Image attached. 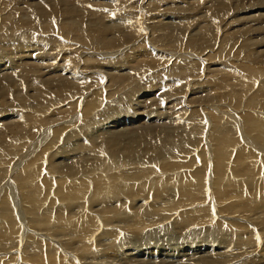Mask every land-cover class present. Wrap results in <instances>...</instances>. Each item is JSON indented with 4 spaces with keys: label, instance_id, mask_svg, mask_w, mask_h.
<instances>
[{
    "label": "bare ground",
    "instance_id": "6f19581e",
    "mask_svg": "<svg viewBox=\"0 0 264 264\" xmlns=\"http://www.w3.org/2000/svg\"><path fill=\"white\" fill-rule=\"evenodd\" d=\"M78 1L50 0L49 8L42 4L43 1L35 5L34 3L27 5L28 3L24 1V3H27L28 10H21L34 15L33 21L35 20V23L37 21L36 27L40 23V30L43 33L44 31L51 33L53 30H51L49 21L55 22L51 16L57 17L61 15L64 17L61 21L73 19L74 27L78 28L79 19L77 17L79 15L72 7V5H78ZM152 1L160 2V0ZM178 2L186 3L184 0H178ZM199 2L202 1H191L190 7H192V4ZM11 3L3 2L4 8L1 11L5 16L0 22V54L2 55L0 56V67L7 64L4 70L9 72L3 74L6 78L0 75V99L5 100L10 89H15V91L13 90L14 92H11L16 93L15 95L12 93V96H15L17 100V107H22L27 103L23 107V109L27 108V111L22 113L13 111V114L6 111V113L0 115V150L7 147L9 148V154H15L17 150L20 153L19 149L22 147L21 151L23 152L20 155L17 153L16 160H9L10 164H6V161L7 163L9 162L8 158L10 156L6 159L0 152V156H2L0 157V194H3L0 198V224H3V227H0V254L5 255L7 251L9 252L10 249L14 250L19 245V223L17 224L16 218H14L13 212L15 210L12 211L8 200L10 197V200L13 199L12 201H14V208L20 203L21 208L18 210L17 205V210L22 211L23 214L19 212V217L27 225L22 231L23 237L20 246L23 245V249L18 254L22 258L21 263L24 262L23 256L31 255L32 258L38 259L32 260V262L29 260L28 263L30 262V264H50L52 259L56 261V264L61 259L64 260L65 264H97L99 259L106 257V255H103V251L100 250L107 248L111 259H119V257L124 256L127 262H138H135V264H157L154 263L151 251L147 254H141V252L138 256H135L136 259H133L130 257L132 253H126V247H131L128 249L129 252H136L132 248H143L145 246L148 248L151 234H144V232L158 224L166 223L170 230L173 228L178 233H185L189 228L210 223L216 229L211 227L203 230L214 233V235L208 237H212L215 240V246L210 245L211 247L199 248L196 251V247L194 248L193 246L196 245L197 240L193 239L199 236L189 240L187 245L192 246L194 249L191 248L192 250L189 253L187 252V254L184 253L185 255L181 254L187 258L185 259L188 261L187 264H217L216 259H223L220 264H264V254H262L264 253V243L262 242L263 244L260 245L261 239H259L262 238V241H264V229L262 230L260 226L261 222H255L261 220L262 214H264V116L260 111V113H255L258 112L257 110H261L264 113V82L261 86L256 83L257 80H260L258 78L264 75V69H262L264 68V58L261 60V57H264V50H252L253 47H257L255 44L252 45L254 41L252 37H250L249 41L244 39L245 42L240 41L242 43H238V51L235 50L236 52L233 53L235 58H239L240 62L245 58H250L254 62L253 66H255V62H259V68H261L257 69L259 72L256 73H260V76L256 82L252 84L253 80L247 81L241 91L236 89L237 84L229 77V73L223 72L225 70L224 66H221L222 68L220 69H211L212 66L216 65L217 61L213 60V65L211 64L212 56L210 54H200L203 51L202 49L206 50L203 47L207 42L212 41V45L214 44L213 36L217 32H221V35L219 42L214 44V46L217 44L219 46L215 53L219 51L223 43L228 44L227 42L232 40V36L243 38L245 35L253 33L262 32L263 34L264 22H257L252 17L246 16L241 21L240 17L234 16V19L225 20L228 14H225V12L229 8L233 10L231 13L234 15H245L249 14L252 8L259 5V1L243 0L241 3L233 5L235 0H210L213 6H210L211 9L204 12L212 14L217 21L207 22L206 18H203L196 22L204 25L202 26L203 29L200 27L202 31L200 38H190L189 35L182 36V30L171 28L170 24H167V31L163 30L164 33L161 32L158 36L155 35L153 39L159 42L169 38H176L175 45L159 43L158 47L156 44L151 43L152 48L148 50L139 46L140 44L138 45L139 47L136 44L138 49L133 50L134 52L131 54L135 58L133 62H137L138 65L136 71L151 70L152 72L153 68L155 69L158 65L165 64V69L171 73L172 79H176V83H182V86L179 87L177 85L178 88L176 87L178 90L181 89L179 93L183 92L181 95L184 96L185 94L189 97L182 99L184 101L182 103L179 99V101L174 100L172 104L166 99L168 95L173 96L174 99V93L155 98L153 103L149 102L150 106H142V110H144L142 113L146 114V120L142 117L133 120L136 114L132 111L130 114H126L124 110L132 108L134 105H141L144 103L139 101L142 97L154 95V91H159L161 89L160 86L166 83L164 81L166 78L161 75L166 70L156 71V68L151 74H148L152 76L151 80L149 79L150 77L143 76L141 84L130 95L121 96L122 98L118 97L113 102H106L104 111L93 113L101 105L103 107V93L106 88L109 87L108 92L105 91L106 95L104 94L107 100L116 95V90L114 89L115 80L119 82L120 88L129 83V78L134 81V79H139L142 75L138 73L134 78L127 75L126 77L128 78L125 79H122L123 75L121 79L110 77V75H114V72H118L120 68L122 69L124 65L129 63L123 61L124 59H121L122 56L120 58L122 61L120 59L115 62L111 59L100 61L110 57H99L96 54H90L96 53L94 52L96 49V51L100 50L101 48L98 46L97 48L91 46L94 50L86 46L85 48L87 49L79 50L83 52L80 54H83L81 58L80 55L78 56L77 53H74L67 61L66 56H63L58 62L54 59L57 55H48L46 59H37L42 65L33 64V61V63L25 64L24 60H27V55L30 52L33 53V50H37L36 48L42 45L39 43H25L22 39H16L11 41V43L8 42L12 35L14 37L18 35V31L21 34L22 28L20 27L23 25L19 22L22 21L24 15H19L20 17H17L13 24L11 23L10 33L3 32V29L5 30L4 26L6 27L8 23L10 24L14 14L16 15L20 10L10 7ZM96 3L91 4L96 5ZM58 4H62L64 6L63 9L58 8ZM149 4H146L145 0H139L136 7L140 6L139 9L145 11L146 9L149 10ZM175 4H173L174 7ZM186 4H189V2ZM82 5L84 4L82 3ZM101 6L103 8V5ZM153 6V11L159 7L156 4ZM176 10L178 14L176 18L185 20L183 21L184 23L187 21L185 18L189 17L194 21L199 18L197 15L192 16V8L185 10L184 7L181 10L176 8ZM160 11H163V9ZM171 12H174V9ZM199 14L201 15V13ZM141 15L144 18L143 13ZM101 17L106 19L109 15ZM156 17L158 18V16ZM193 20L189 22L188 19L187 26ZM233 21L242 22L241 26L243 28L240 26V28L232 27L225 31ZM26 22H29L26 24L27 26L30 25L32 27L30 21ZM249 23L254 24L250 25ZM178 25L181 27L182 22L178 23ZM206 25H211L212 29H206ZM187 26L185 27L187 28ZM254 26H257L256 30L253 28ZM155 27L157 29V26ZM52 28L54 27L52 26ZM94 30L96 34L99 31L96 27ZM126 31H134V39L136 40L142 36L143 32V30L141 31L138 28H129ZM114 32H116V35ZM25 38L26 40L28 39L24 36ZM68 38L70 37L68 36ZM112 38H106L103 42L105 46H102V48L109 49L108 52L112 51L110 49H114L122 41L118 30H113ZM83 40L81 39V42ZM126 42L120 44L124 45ZM59 47L56 45L54 48ZM194 47L199 48L201 52L197 54L194 52V55L184 54L186 51L194 50ZM121 48L116 50L120 51ZM127 49L129 48L127 47ZM122 50L125 51L123 48ZM158 51H167L170 52L167 53L170 55L163 57V52L160 53ZM50 53L46 51L45 54H42ZM31 55L33 56V54ZM125 56V60L130 57L126 58ZM169 58L172 60L170 61ZM138 59L140 60L138 61ZM150 60H152V63ZM55 61L58 62V65L55 66L56 69L59 66L61 67L60 72L56 75L54 74L58 70L51 69L53 68L51 63H56ZM126 61L129 62L128 60ZM135 65L134 67L137 66ZM225 65L234 67L233 64ZM106 67L107 69L103 70ZM134 67L132 66V68ZM163 67L165 66L163 65ZM2 69L0 68V70ZM48 69L52 70L50 74ZM67 69L70 70V77H65L64 75ZM44 70L45 74H43ZM131 71H134V69H131ZM85 72H95V74L85 77L78 74L81 73L82 75ZM167 72H164V74L168 76ZM219 72L223 73L216 74ZM32 73H39V75H32ZM126 74H129V72ZM24 75H28V77H23ZM218 75L221 76L218 81H215V79L208 80V76L215 77ZM104 79L107 80L105 90L103 89L102 91L98 88L95 91L96 86L98 87L101 83H104ZM109 79L114 83L110 82L111 80ZM146 79L148 81H144ZM199 79L203 80L197 82ZM81 81L87 84H81L83 83ZM25 82H29L27 89L25 87L22 88ZM258 86L259 88L255 94L244 104L246 95L254 87L257 88ZM201 88L203 89L200 90ZM88 89L92 91V94L87 96L84 105L80 107V97L82 98L83 96L79 94L84 91L85 95L88 94L90 92ZM172 89L176 95L175 88ZM86 91L88 92L86 93ZM71 93L72 97L68 98ZM199 93L203 94L199 96ZM57 96L61 99L60 104L65 105L67 101L72 99L76 101L74 104L68 105V107L65 106L66 109L64 110L59 109V114L55 116V112H53L49 119H42V116L39 117V115L45 114V112L55 107L56 102H49V105H44L41 109L39 104H44V101L55 99ZM2 102L0 101V103ZM119 102L123 103L119 104ZM220 102L225 103L222 108L218 106H214L211 109L206 108L209 104L215 105ZM56 107L58 111V106ZM72 109H76L78 118L76 117L77 121L72 120L71 125H81L76 128L77 130L66 132L68 134L63 136L62 131L67 129L68 124L58 128L57 124L60 123L55 121L63 118L70 120L75 117L77 113L70 114ZM148 109L150 110L148 111ZM165 109H168L169 116ZM163 110L167 116L164 112L160 113ZM171 110L172 114L170 115ZM217 110L219 113H217ZM151 111L155 117L149 116V113L152 115ZM220 112L224 115L220 114ZM91 115H96L97 117L95 116L96 118H92L91 121L89 120L90 118L88 119ZM45 117L47 118L48 115ZM160 117L163 118L160 119ZM165 118L167 119L164 120ZM88 121V125H91L90 127H94L97 123L99 125L88 131L89 127H85ZM108 122L113 124V126L104 127ZM52 125L57 127H53V132L51 133ZM24 133L26 138L33 135L28 140L37 138V141L29 142V144L31 143L30 147L26 144L27 141L23 144L22 142L25 139L22 141V136ZM50 133L51 138L50 136L47 137ZM44 137L45 139L46 137L50 139H48V143H45ZM43 140L44 142H42ZM51 148H53L51 153L46 155V152ZM33 155L35 157L30 160ZM164 157L166 158L164 159ZM161 159L162 161L159 163L158 161ZM21 160L26 161L24 170L21 169L16 174L14 172V177H6L7 171L20 166L23 162ZM156 173L164 174V179H161L160 176L155 179L149 177ZM106 178L110 181H107ZM89 187L90 189L92 188V191L89 190ZM114 187H119L120 193L116 194H121L120 196L114 197L115 193L108 191L109 188L113 190ZM9 188L11 194L7 198ZM107 195L111 197L104 199L103 197ZM59 202L66 203V206L59 205L56 208L55 205ZM255 202H258L257 205L259 206L254 205ZM43 207L47 209L42 211ZM98 214L102 215L103 218L96 217ZM252 214L258 216V218L255 220ZM222 216L223 218H220ZM225 216H232L229 218H235L243 225H238L237 222L225 224L224 221L227 218ZM233 226L243 229L240 235L235 236L233 234L235 231H230ZM217 228L221 230H217ZM28 232L30 234L26 237ZM97 232H99L100 236H95ZM208 237L198 241L208 240ZM152 241L156 242L158 239H152ZM153 242H151L152 245H156ZM98 248H100L99 251L96 250ZM95 252H98L99 256H95ZM68 253L71 254L67 258ZM138 257L141 260L137 259ZM16 260L17 253L11 258H0V264H15ZM119 261L121 262V260Z\"/></svg>",
    "mask_w": 264,
    "mask_h": 264
},
{
    "label": "rangeland",
    "instance_id": "374dc122",
    "mask_svg": "<svg viewBox=\"0 0 264 264\" xmlns=\"http://www.w3.org/2000/svg\"><path fill=\"white\" fill-rule=\"evenodd\" d=\"M19 1V2H18ZM24 1L25 2H27V3H24ZM43 1V2H42ZM68 1H70V0H68ZM72 1V0H71ZM81 3H80V2ZM78 1V5H75V6H73L72 5V7L76 10V13H78V19H79V23H78V28L77 27H74V25H75V23L73 22V19H70V20H66V21H61L64 17H62L61 15H58L57 17H55V16H51L54 20H55V22L54 21H52L51 22V20L49 21V23L51 24V30H53L51 33L49 32L48 33V31H44V33L40 30V23L38 24V28L36 27V23H37V21H36V23H35V20L33 21V19H34V15L32 14V13H27V12H25V11H22L23 9H25V10H28L27 9V5H29L30 3H34V5L35 4H40L41 2H42V4L46 7V8H49V4H50V0H1V2H0V22H1V19L5 16L1 11L3 10V2H5V3H11L10 4V7H12V8H17V9H20L19 11H18V13L15 15L14 14V17H13V19H12V21L10 22V24L8 23L7 25H6V27L4 26V28H5V30L3 29V32H5V33H10V31H11V29H9V28H11V26H12V24L14 23V20L17 18V17H20L19 15H22V14H24L23 15V17H22V23L21 22H19L20 24H22L23 26L22 27H20V28H22L21 30V34L19 33V31H18V35H16L15 37L12 35V37L11 38H9L8 39V42H10L11 43V41H14V40H16V39H22L23 40V42L25 41V43L27 42V43H39L40 45H42V46H38L36 49L37 50H33V53H31L30 52V54L29 55H27V60L25 59L24 61H25V64H29V63H33V64H38V65H42V63L40 62V61H38L37 59H46V58H48V55H57L56 57H54V59L55 60H57L58 62H60V60L62 59V57L63 56H66L65 58H66V61L70 58V57H72L73 55H74V53L76 54L77 53V55L79 56L81 53H83L82 51H79V50H83L84 48H85V46L86 47H91V46H94V47H96L97 48V46L98 47H100V48H98V49H100V50H98V51H96V50H94V48L93 47H91L93 50H94V52H96V53H90V54H96V56H99V57H105V56H107V57H110V58H106V59H104V60H100V61H106L107 59H111L112 61H117L118 59H120L121 58V56H122V58L121 59H124L123 61H125L126 63H129V64H126V65H124L125 66V68H124V66L122 67V69L120 68L119 70H118V72H114V75L112 74V76L110 75V77H113V78H116V79H121L122 78V75H123V78L122 79H125V78H128V77H126L127 75H129V77L131 76V77H133L134 78V76L135 75H137L138 73L139 74H141L142 76H140L139 77V79H134V81H132V79H130L129 78V83H127L126 85H124V86H122V87H120L119 88V82L117 81V80H115V82L116 83H114L111 79H109V80H111L110 82H112V83H114V89L116 90V95L115 96H113V97H111L110 99H106V93H105V91L106 92H108V90H109V87L108 88H106V90H105V87L107 86V80L106 79H104L105 81H104V83H101L98 87L96 86V88L94 89L95 91L99 88V90H102L103 91V89L105 90L104 91V93H103V99L104 100H102V103H103V107H102V105L100 106V108L97 110V111H93V113H101L102 111H104L105 110V107H106V102H113L114 100H117V98L119 97V98H122L123 96H125V95H130V93L131 92H134L135 91V89H137V87H138V85L139 84H141V81H143V76L144 77H147V78H149L150 80H151V75L149 76L148 74H151L152 72H153V70H155L156 68V71H161V70H166V71H164V72H167V69H165L166 68V65L165 64H162V65H158L157 67H155V69L153 68V70H152V72H151V70H146V71H142V70H138V72L136 71L137 69H138V65H137V62H133L134 60H135V58H134V55H131L135 50H137L138 49V47L139 46H141V47H143V48H147L148 50H150L152 47H151V43H153V44H156V46H158L159 47V43H161V44H163V45H166V44H170V45H175L174 43H175V41H176V38H169V39H166V40H164V41H156V40H154L153 39V37H155V35L156 36H158L159 34H161V32L162 33H164V31H167V24H170L169 26L172 28H176L177 30H182L183 32V34H182V36L184 35V36H187V35H189V37L190 38H195L196 37V39H198V38H200V36L202 35V31L200 30V27H201V29H203L202 28V26H204L203 24H198V23H196V22H199V20L201 19H203V18H206V20H207V22H212V21H214V20H216L215 18H213L214 16L212 15V14H209V16H208V14H206L204 11H208V10H210L211 9V7L210 6H213L212 5V3H210V0H208L207 2H206V0L204 1V0H201L202 2H199V3H197V4H192L191 6L192 7H190V4H191V1H193V0H184V2H189V4H186V3H182V2H178V0H160V2H153L152 0L150 1V0H145V2H146V4H148V3H150V4H152L151 6H150V4H149V10L148 9H146L145 11H141L140 9H139V7L140 6H137L136 7V4L139 2V0H99V1H97V0H93L94 1V3H93V1L91 0H79ZM117 1V2H116ZM135 1H137V2H135ZM194 1H199V0H194ZM232 1H234V0H232ZM243 0H235V3H233V5L234 4H236V3H241ZM259 1V5H257L256 7H254V8H252L251 9V12L249 13V14H245V15H234V14H232L231 12H233V10L231 9V8H229L226 12H225V14L226 13H228L227 15H226V17H225V20L227 19V21H229V19H234L235 17L234 16H236V17H240L239 19L242 21V20H244V18H246V16L247 17H252V19L254 18L257 22H264V18H262L263 16H264V0H258ZM86 2V3H85ZM96 2H98V3H96ZM153 2V3H152ZM206 2V3H205ZM79 3H80V5H79ZM82 3L85 5H82ZM95 4L96 3V5H92V4ZM104 3H106V4H104ZM111 3H113V4H115V5H112ZM118 3H120V4H118ZM159 3H161V4H159ZM175 3H177V4H175ZM209 3V4H208ZM27 4V5H26ZM90 4H91V6H90ZM157 5V6H159L157 9H158V11H156V10H152V8L154 7L153 5ZM173 4H175V7H174V5ZM101 5H103V8H102V6ZM110 5V7H108ZM199 5V6H198ZM2 6V7H1ZM7 6H9V5H7ZM78 6V7H77ZM101 8H100V7ZM113 6V7H112ZM183 6V7H182ZM63 5L62 4H58V8H60V9H63ZM91 9H90V8ZM142 7V6H141ZM162 7V8H161ZM174 7V8H173ZM183 9L184 7H185V10L187 9V10H190L191 8H192V16H195V15H197V16H199V18H198V20L196 19L195 21L191 18H185L187 21H186V23H184L183 21H185V20H179V19H177L176 17L178 16V14L176 13L177 12V10H176V8L177 9H180L181 10V8ZM2 8V9H1ZM95 8V9H94ZM137 8V9H136ZM208 8V9H207ZM22 9V10H21ZM79 9H81V10H79ZM104 9H105V12H104ZM108 9V10H107ZM113 9V10H112ZM129 9V10H128ZM151 9V10H150ZM162 10L163 9V11H160V10ZM173 9H174V12H171V11H173ZM65 10H67V9H65ZM82 10H84V11H82ZM87 10V11H86ZM131 10V11H130ZM148 10V11H147ZM168 10H169V12H168ZM86 11V12H85ZM97 11V12H96ZM99 11V12H98ZM151 11H153V12H151ZM156 11V12H155ZM160 11V12H159ZM202 11V12H201ZM75 12V11H74ZM94 13V14H96V15H94V14H92V13ZM102 12V13H101ZM145 12H146V14H145ZM147 12H149L148 14H147ZM87 13V14H86ZM100 13H101V16H105V15H109V17L108 18H106V19H104L103 17H101L100 16ZM143 13V15H144V18H142L143 16L141 15ZM155 13H156V15H155ZM159 13V14H158ZM160 13H161V15H160ZM163 13V14H162ZM199 13H201V15L199 14ZM231 13V14H230ZM29 14H32V15H29ZM83 14V15H82ZM97 14H98V17H97ZM129 14V15H128ZM152 14H153V16H152ZM173 14V15H172ZM190 14V13H189ZM238 14V13H237ZM176 15V16H175ZM28 16H30V17H28ZM83 18H82V17ZM96 16V17H95ZM100 16V17H99ZM150 16H152L150 19H149V17ZM156 16H158V18L156 17ZM191 16V15H190ZM212 16V17H211ZM32 17V18H31ZM138 17V18H137ZM85 18V19H84ZM94 18V19H93ZM131 18V19H130ZM153 18V19H152ZM81 19V20H80ZM143 19V20H142ZM147 19V20H146ZM149 19V20H148ZM188 19H189V22H190V20H193L191 23H190V25H188L187 26V22H188ZM195 19V18H194ZM212 19V20H211ZM93 20H95V21H93ZM100 20V21H99ZM140 20H141V22H140ZM209 20V21H208ZM26 21H30L31 22V24H32V27L30 26V25H26V24H28L29 22H26ZM59 21V22H58ZM83 21V22H82ZM131 21V22H130ZM149 21H150V23H149ZM152 21V22H151ZM217 21V20H216ZM215 21V22H216ZM33 22V23H32ZM135 22V23H134ZM136 22H137V25H136ZM182 22V25H181V27L178 25V23H181ZM12 23V24H11ZM62 23V24H61ZM87 23H88V25H87ZM132 23L134 24L133 26H132ZM139 23V24H138ZM144 23V24H143ZM176 23V24H175ZM240 23V24H239ZM241 23L242 22H240V21H233V22H231V24H229L228 25V27L225 29V31L228 29V28H232V27H235V28H240V27H242L243 28V26H241ZM35 24V25H34ZM69 24V25H68ZM72 24V25H71ZM74 24V25H73ZM85 24V25H84ZM147 24V25H146ZM250 25H253L254 23H249ZM248 24V25H249ZM68 25V26H67ZM120 25V26H119ZM142 27H141V26ZM146 25V26H145ZM151 25V26H150ZM157 26V29H156V27L155 26ZM162 25V26H161ZM30 26V27H29ZM34 26V27H33ZM52 26L54 27V28H52ZM70 26V27H69ZM128 26V27H127ZM132 26V27H131ZM159 26V27H158ZM185 26H187V28L185 27ZM240 26V27H239ZM24 27V28H23ZM97 28L99 31H98V37H97V34L95 33L96 31L94 30V28ZM153 27H155V28H153ZM162 27V28H161ZM198 27V28H197ZM104 29V31H102L103 29ZM112 30H111V29ZM124 28V29H123ZM129 28H134V29H136V28H138L139 30H143V32H142V39H143V41H142V39H141V37L139 38V39H134V37H135V33H134V31H126L127 29H129ZM142 28V29H141ZM147 28H149V29H147ZM183 28V29H182ZM205 28L206 29H212V27H211V25H206L205 26ZM255 30H256V28H257V26H254L253 27ZM9 29V30H8ZM27 29V30H26ZM84 29V30H83ZM154 29V30H153ZM166 29V30H165ZM253 29V30H254ZM36 30V31H35ZM65 30V31H64ZM113 30H118V33H119V36H120V39H122V41L121 42H119L117 45H116V47L114 48V49H110V50H112V51H109L108 52V50L109 49H104V48H102V46H105L104 45V41L106 40V38H111V39H113L112 38V32H113ZM150 30H152V31H150ZM160 30V31H159ZM164 30V31H163ZM80 31V32H79ZM102 31V32H101ZM106 31H107V33H106ZM200 31V32H199ZM42 32V33H41ZM72 32V33H71ZM145 32H148V33H145ZM154 32V33H153ZM264 32V31H263ZM29 33V34H28ZM79 33H80V35H79ZM99 33H102V34H100L99 35ZM115 33V35H116V32H114ZM134 35H133V34ZM27 34V35H26ZM106 34V35H105ZM218 34V35H217ZM254 34V35H253ZM253 34H249V35H245L243 38H240V36H232L233 38H232V40L231 41H229V42H227L228 44H225V43H223L222 44V46L220 47V49H219V51L217 52V53H215V50H217L218 49V47L219 46H214V44H216V43H218L219 41V39H220V35H221V32H217L216 33V35L215 36H213V45H212V41H210V42H207V44L203 47V48H206V50H204V49H202L203 51L201 52V50L199 49V48H196V47H194L193 49L194 50H189V51H186V52H188V53H186L185 51V53L184 54H192V55H194L195 53L197 54V53H200V54H204V53H207V54H210L211 56H212V60H211V64H213L214 65V63H212L213 62V60L214 61H217L215 64V66L213 67H211V69H220V68H222L221 66H224V68H225V70L223 71V72H228L229 73V77L232 79V81L233 82H235L236 84H237V87H236V89L238 90V91H241V90H243V85L244 84H246L247 83V81H249V80H253L254 82L252 83V84H254L255 82H256V80H257V78L260 76V73H256V72H259L257 69H261V68H259L260 66V63L259 62H255L256 64H255V66H253L254 64V62H253V60L252 59H250V58H245V59H243V61L242 62H240V60H239V58H235V56L233 55V53H235L236 51H238V46H239V44L238 43H240V41H244V39H245V41H249V39H250V37H252L253 38V43H252V45H254L255 44V46H257V47H253L252 48V50H254V51H261V50H264V33L262 34V32H259V33H253ZM79 35V36H78ZM82 35V36H81ZM103 35V36H102ZM147 35V36H146ZM24 36H26L28 39L26 40V38L24 39ZM33 38H32V37ZM68 36L70 37V38H68ZM72 36V37H71ZM74 36V37H73ZM145 36V38H147V39H145V38H143ZM148 36H151V37H149L148 38ZM75 37H77L76 39H75ZM127 37V38H126ZM260 37V39H258ZM124 38H126V39H124ZM152 38V39H151ZM256 38V39H255ZM261 38H262V40H261ZM31 39V40H30ZM36 39V40H35ZM74 39V40H73ZM80 39V40H79ZM81 39L83 40V39H87V40H83L82 42H81ZM240 39V40H239ZM246 39H248V40H246ZM128 41V42H126V41ZM147 42H146V41ZM29 41V42H28ZM75 41V42H74ZM77 41V42H76ZM152 41V42H151ZM237 41H239V42H237ZM244 41V42H245ZM252 41H250V42H252ZM262 41V42H261ZM124 42H126L124 45H127V46H124V45H122ZM141 42H144V43H141ZM146 42V43H145ZM258 42V43H257ZM76 43H78V44H76ZM120 43H122V44H120ZM149 43V44H148ZM242 43V42H241ZM240 43V44H241ZM136 44H137V46H136ZM143 44H145V45H143ZM158 44V45H157ZM238 44V45H237ZM263 44V45H262ZM43 45H45V46H43ZM47 45V46H46ZM56 45H58V46H60L59 48H54ZM262 45V46H261ZM121 46H122V48L123 49H125V51L124 50H122V48H121ZM144 46H146V47H144ZM149 48H148V47ZM127 47L129 48V49H127ZM183 47V46H182ZM81 48V49H80ZM118 48H121L120 49V51L119 50H116V49H118ZM0 49H1V46H0ZM85 49H87V48H85ZM101 50H103L102 52H104V53H102L101 52ZM107 50V52H105ZM131 50V51H130ZM134 50V51H133ZM187 50V49H186ZM236 50V51H235ZM46 51H48V52H51L50 54H46V55H43L42 53H46ZM114 51H116V53H114ZM124 52V53H122V52ZM40 52H42V53H40ZM127 54H126V53ZM158 52H160V53H162L163 51H158ZM190 52V53H189ZM195 52V53H194ZM0 53H1V51H0ZM100 53V54H99ZM114 55H113V54ZM129 53V54H128ZM166 55H165V54ZM167 53H170V52H163L162 54V56L164 57V56H167V55H170V54H167ZM182 53V52H181ZM31 54H33V56L31 55ZM126 56H125V55ZM41 55V56H40ZM83 55V54H82ZM82 55H80V58L82 57ZM117 55V56H116ZM128 55V56H127ZM131 55V56H130ZM0 56H2L1 54H0ZM59 56V57H58ZM124 56L127 58V57H129V59L127 58L126 60H128L129 62H127L126 60H125V58H124ZM182 56H185V55H182ZM29 57H30V59H29ZM113 57H114V59H113ZM119 57V58H118ZM153 57V56H152ZM162 57V58H163ZM213 57H214V59H213ZM242 57V56H241ZM256 57H258V55H256ZM34 58V59H33ZM58 58V59H57ZM117 58V59H116ZM155 58V57H154ZM157 58V57H156ZM166 58V57H165ZM173 58V57H172ZM194 58H196V57H194ZM204 58V57H203ZM202 58V59H203ZM263 58L264 57H261V60H263ZM60 59V60H59ZM120 59V61H122ZM170 59V58H169ZM197 59V58H196ZM29 60V61H28ZM140 59H138V61H139ZM172 59H170V61H171ZM33 61V62H32ZM57 61H55L56 63H51L52 65H53V68H51L52 70H55L56 69V67L55 66H57L58 65V62ZM131 61V62H130ZM151 61V63H152V60H150ZM164 63H165V61H164ZM171 63H174V62H171ZM44 64V63H43ZM137 66H136V65ZM225 64H233L234 65V67H229V66H227V65H225ZM134 65L136 66V67H134ZM163 65L165 66V67H163ZM183 66H184V64H182ZM7 66V64L6 65H2L0 68H3L2 70H0V75H2L3 76V74H6L7 72H9V71H6V70H4V68ZM79 66V65H78ZM78 66H77V68H78ZM132 66L134 67V68H132ZM168 66V65H167ZM131 67V69L133 70L134 69V71H135V73H134V71H131V69H129ZM161 67V68H160ZM202 67V66H201ZM253 67H256V68H253ZM163 68V69H162ZM168 68V67H167ZM203 68V67H202ZM105 69H107V67L106 68H104L103 70H105ZM123 69H125V70H123ZM254 69V70H253ZM262 69H264V68H262ZM49 70V74L51 73V71L52 70H50V69H48ZM47 70V71H48ZM56 70H58L57 72H55V74L54 75H56V74H58L59 72H60V70H61V67L59 66ZM55 70V71H56ZM78 70H79V68H78ZM122 70V71H121ZM203 70H205L204 68H203ZM233 70H236V71H233ZM69 72H70V70L69 69H67V70H65V72H64V75H65V77H70L71 75L69 74ZM122 72V73H121ZM129 72V74H126V73H128ZM132 72H133V74H132ZM164 72H162L161 73V75H162V77L163 78H166L164 81L166 82L165 83V85H161L160 86V90L159 91H154V95H150V96H147V97H142L139 101L141 102H144V103H142L141 105H139V106H136V105H134L132 108H127V109H125V110H127V111H125L124 110V112L126 113V114H130L131 113V111L132 112H134L135 114H136V117L133 119V120H136V118L137 119H139V117H142L144 120H146L147 118H146V114H143L142 113V111H144V110H142L143 109V107H148V106H150V103L149 102H154L153 100L156 98L157 99V97L158 98H160V97H163V96H167V94H172V93H174L173 95L175 96V98L173 99V96H170V95H168L167 96V99L166 100H168L169 102H170V104H172V102H174V100H177V101H181V103L182 102H184L182 99H186L188 96H186L185 94H184V96L183 95H181L183 92H181V93H179L180 92V90H178L177 88V85H179V87L180 86H182V83H176L177 82V80L176 79H172V76H171V73H169V72H167V74H168V76L166 75V74H164ZM223 72H219V73H216V74H221V73H223ZM231 72H232V74H231ZM261 72V71H260ZM102 73V72H101ZM111 73H113V72H111ZM120 73H121V75H120ZM143 73V74H142ZM39 75V73H32V75ZM43 74H45V70H44V73ZM47 74V73H46ZM78 74H80V76H83V77H85V76H89V75H93V74H95V72H85V73H83L82 75H81V73H78ZM31 75V74H30ZM31 75V76H32ZM37 75V76H38ZM45 76V75H44ZM49 76V75H48ZM115 76V77H114ZM264 76V75H263ZM263 76H260L258 79H260V80H257V82L256 83H258V85L259 86H261L262 85V83L264 82V77ZM23 77H28V75H24ZM45 77H47V76H45ZM209 78H208V80H214L215 79V81H218L219 79H221V76L220 75H218V76H215V77H213V76H208ZM3 78H6L5 76H3ZM10 78V77H9ZM105 78V77H104ZM162 78V79H163ZM168 78V79H167ZM211 78V79H210ZM32 79H34V78H32ZM80 79V78H79ZM172 79V80H171ZM203 79H199V80H197V82H201ZM131 81V82H130ZM144 81H148V79H146V80H144ZM81 82H83V81H81ZM81 82H78V83H81ZM139 82V83H138ZM26 84V85H25ZM25 86L23 85L22 86V88H26L27 89V86H28V84H29V82H25ZM81 84H87L86 82H83V83H81ZM131 84V85H130ZM146 84V83H145ZM144 84V85H145ZM148 84V83H147ZM128 85V86H127ZM101 86V87H100ZM103 86V87H102ZM259 86L257 87V88H253L247 95H246V99L244 100V104L247 102V100L251 97V96H253L254 94H255V92L258 90V88H259ZM177 87V88H176ZM102 88V89H101ZM119 88V89H118ZM172 88H175V91L177 92L176 93V95H175V92L173 91V89ZM170 89H172V90H170ZM188 89V88H187ZM203 88H201L200 90H202ZM14 91H15V89H13ZM12 89H10V91L8 92V95H7V97H6V99L5 100H2V99H0V101L2 102V101H4V102H2V103H0V115H3L4 113H6V111L8 112V113H10V112H12V114H13V111H18L19 113H22V112H25V111H27L26 109H23V107L27 104V103H25L22 107H17V100L15 99V96H12V93L14 92ZM90 89H88V91H89ZM93 90V91H94ZM129 90V91H128ZM130 90H132V91H130ZM188 90H190V89H188ZM188 90H186L187 92H188ZM11 91H13V92H11ZM88 91H86V93L88 92ZM125 91V92H124ZM170 91V92H169ZM173 91V92H172ZM123 92V93H122ZM73 93V92H72ZM72 93H71V95L68 97V98H71L72 97ZM80 93V92H79ZM204 93V92H203ZM202 93V94H203ZM14 95L16 94V93H13ZM92 94V91L90 90V92H88V94H86L85 95V91L84 92H82V93H80L79 95L81 96H83L82 98L80 97V99H81V101H79V106L81 107L82 105H84V101L86 100V98H87V96H90ZM105 94V95H104ZM159 94V95H158ZM202 94H200L199 93V96L200 95H202ZM29 95V94H28ZM198 95V94H197ZM122 96V97H121ZM179 96V97H178ZM181 96V97H180ZM193 96H196V95H193ZM192 96V98H194ZM182 97H184V98H182ZM8 98H11L12 99V101H11V99H8ZM189 98V97H188ZM173 99V100H172ZM179 99V100H178ZM197 99V98H196ZM60 97L59 96H57V97H55V99H49V100H47V101H44V104H39L40 105V109L42 108V107H44V105H49V102H52V101H55L56 102V106H58V111H57V107L55 106V107H53L51 110H49V111H47V112H45V114H42V115H39V117H41L42 119L43 118H45V119H49V116H50V118H51V114L53 113V112H55V114H54V116L56 115V114H59V109L60 110H64V109H66V107H68V105H70V104H74L75 103V101L76 100H69V101H67L66 103H65V105L64 104H60ZM145 100V101H144ZM147 100V101H146ZM125 101V100H124ZM192 101H194V100H192ZM6 102V103H5ZM12 103H14L15 104V106H14V104H12ZM121 103H123V102H119V104H121ZM149 103V104H148ZM60 104V105H59ZM148 104V105H147ZM223 104H225V103H223V102H220V103H217V104H215V105H213V104H209L206 108H212V107H214V106H218V107H221L222 108V106H224ZM2 105V106H1ZM43 105V106H42ZM145 105H147V106H145ZM4 106V107H3ZM61 106H62V108H61ZM66 106V107H65ZM143 106V107H142ZM166 107H169V106H167V105H165ZM191 106V105H190ZM8 107V109H6ZM65 107V108H64ZM11 108V109H10ZM79 108V107H78ZM54 109V110H53ZM261 109V108H260ZM24 110V111H23ZM56 110V111H55ZM76 109H72V111L70 112V114L71 113H77L76 111H75ZM100 110V111H99ZM150 109H148V111H149ZM168 109H165V111L167 112V115L169 116V111H167ZM244 110V109H243ZM99 111V112H98ZM145 111H147L146 109H145ZM165 111L163 110V111H161L160 113H163L164 112V114L166 115V113H165ZM240 111H241V109H240ZM258 112H255V113H260L261 112V114L264 116V113L261 111V110H257ZM260 111V112H259ZM224 112V111H223ZM142 113V114H141ZM217 113H219V111L217 110ZM225 113H226V111H225ZM151 114L152 115H150V113H149V116L150 117H155V115L152 113V111H151ZM172 114V110H171V113H170V115ZM220 114H222V115H224L222 112H220ZM48 115V117L46 118L45 116H47ZM77 115H78V113L76 114V116L75 117H73V118H71L70 120L69 119H57L55 122H59L60 124H57V126H58V128L59 127H64V126H66L67 124V129H65V130H67V131H62V134H63V136L64 135H67L68 133H69V131L71 132V131H75V130H77L76 128L77 127H80V125L81 124H79V126L78 125H76V127H75V125L73 124V125H71V123H72V120L73 121H77ZM166 115V116H167ZM53 116V115H52ZM96 116V115H95ZM94 115H91V116H89L88 117V119L89 120H91L92 121V118H96ZM77 117V118H76ZM12 119H13V117H11ZM75 118V119H74ZM84 118V117H83ZM163 117H160V119H162ZM167 118H165L164 120H166ZM83 120V119H82ZM207 120V119H206ZM70 121V122H69ZM67 122V123H66ZM88 123H89V121L88 122H86V124H85V127H89V129L88 128H85V129H88V131H90V130H92V128H94L95 126H97L98 127V125H99V123H97V124H95V123H93V124H95V126L94 127H90L91 125H88ZM88 125V126H87ZM56 125H52L51 127H52V129H51V133L53 132V127H55ZM56 126V127H57ZM70 126H71V128H70ZM109 126H113V124H111L110 122H108V124H105L104 125V127H109ZM22 132H24V131H22ZM21 132V133H22ZM66 132H68V133H66ZM51 133L49 134V135H47V137L48 136H50V138H51ZM48 134V133H47ZM33 136V135H32ZM32 136L31 137H29V138H26V136H25V133L23 134V136H22V141H23V139H25L24 140V142H22L23 144H25V141H27L26 142V144H28V146L30 147V145H31V143L29 144V142H35V141H37L36 139L37 138H34L33 140H28V139H30V138H32ZM46 137V139H45V137H44V140H45V143H48V141L50 140L49 138H47ZM62 137V136H61ZM49 139V140H48ZM20 141H21V139H19ZM44 140L42 141V142H44ZM17 144V143H16ZM42 144H44V143H42ZM59 144V143H58ZM18 145V144H17ZM23 146V145H22ZM174 147V146H173ZM4 148H2L1 150H0V152H2V154L6 157V159H7V157L8 156H10L9 158H8V161L10 160V161H13L14 159L16 160L17 159V153L20 155V154H22L23 152L21 151L22 150V147L19 149V151H20V153L18 152V150H17V152H15V154H9V151H8V149L9 148H7V147H5V149L3 150ZM27 149V148H26ZM52 149L53 148H51L48 152H46V155H49V153H51V151H52ZM171 152H172V150H170ZM8 153V154H7ZM0 157H2V156H0ZM35 157V155H33L31 158H30V160L31 159H33ZM166 157H164V159H165ZM10 161L7 163V161H6V164H10ZM21 161H23V160H21ZM20 161V162H21ZM162 161V159L161 160H159L158 162L160 163ZM11 165H13L12 163H11ZM26 167V161H23L21 164H20V166H18L17 168L15 167V168H13V169H9L8 171H7V175H6V177H14V175L16 174V173H18L21 169H23L24 170V168ZM14 172H15V174H14ZM105 174H107V173H105ZM104 174V175H105ZM164 174H158V173H156V174H153V175H151V176H149V177H151L152 179H155L156 177H158V176H160V178L161 179H164V176H163ZM106 176V175H105ZM107 179V178H106ZM107 181H110L109 179H107ZM105 185H107V184H105ZM0 189H1V187H0ZM165 189V188H164ZM89 190L90 191H92V188L90 189V187H89ZM115 190V191H114ZM108 191H113L115 194H114V197H118V196H120L119 194H116V193H120V191H119V187L118 188H113V190L111 189V188H109L108 189ZM10 192V193H9ZM9 192H8V194H7V198L9 197V194H11V191H10V188H9ZM1 195H3V194H0V198H1ZM51 196V195H50ZM111 196L110 195H107V196H105V197H103L104 199H109ZM258 199V198H257ZM9 202H10V206H11V209H12V211H14L13 212V215H14V218H16L15 220H16V222H17V224L19 225V235H18V239H19V245H18V247L17 248H15L14 250H12V249H10V251L8 252L7 251V253H5V255L4 254H0V258H7V257H9V258H11L14 254H16L17 253V260L15 261V264H23L24 262L26 263H28V261L30 260V262H32V260L34 261V260H36V259H38V258H35V257H33L32 258V256L31 255H28L27 257H25V256H23V259H24V262L23 263H21V261H22V258L20 257V256H18V254H20V252H22V249H23V245H21L20 246V244H22V235H23V230L27 227V225H26V222L25 221H23L22 219H20V217H19V212L21 213V214H23V212L22 211H18V210H20V208H21V205H20V203H18L17 205H18V210H17V205H16V208H14L15 207V205H14V201H12V200H10V197H9ZM11 203H12V205H11ZM258 204V202H255L254 203V205H256V206H259V205H257ZM59 205L60 206H66V203H64V202H59L58 204L56 203V205H55V207L56 208H58L59 207ZM58 206V207H57ZM14 208V209H13ZM47 208L46 207H43L41 210L42 211H45ZM214 209V208H213ZM214 211H216V209H214ZM16 213V214H15ZM26 214V213H25ZM252 216L253 217H255V220L258 218V216H256V215H254V214H252ZM96 217H100V218H103V216L102 215H97ZM225 217H227L225 220L226 221H224L225 222V224H230V223H233V222H237V224L238 225H243V223H240V221H237L235 218H229V217H232V216H225ZM24 218H26L25 216H24ZM220 218H223V216L222 217H220ZM254 220V221H255ZM85 221V220H84ZM255 222H261V224H260V226L262 227V230L264 229V214H262V219L261 220H258V221H255ZM1 223V222H0ZM58 223H60V222H58ZM53 226H54V224H53ZM171 226V225H170ZM0 227L2 228L3 227V224H0ZM213 228V225L212 224H204V225H199V226H195L194 228H189L185 233H178L176 230H174L172 227V230H170L167 226H166V223H162L161 225H157V226H155L154 228H151V229H148V230H146L145 232H144V234H151V239H150V241H149V247L148 248H146V246L145 247H140V248H132V250H136V252H129V250L128 249H130L131 247H126V253H132V256H130L131 258H133V259H136L135 258V256H138V254H140L141 252V254H147L148 252H150L151 251V253H153V257H154V263H157V264H187L188 263V261L187 260H185V259H187V258H185V257H183L185 254H187V252L189 253L192 249H194L195 247V250L197 251V250H199V248L200 249H205V247L206 248H208V246L209 247H211L210 245H213V246H215L214 244H216V242H215V240L214 239H212V237H208V236H210V235H214V233H210V232H206V231H204V230H206V229H210V228ZM204 229V230H203ZM213 229H216V228H213ZM232 230H230V231H235V233H233L235 236H238V235H240L241 233V231L243 230L242 228H240V227H237V226H233L232 228H231ZM217 230H221V229H219V228H217ZM163 231V232H162ZM169 231V232H168ZM174 231V232H173ZM188 232V233H187ZM99 232H97L96 234H95V236L96 235H98V236H100V234H98ZM21 234V235H20ZM30 233L28 232V233H26V237H27V235H29ZM207 235V236H205V235ZM216 234V233H215ZM156 235V236H155ZM201 235H202V237H201ZM196 236H199V237H197L196 239H193V238H195ZM204 236V237H203ZM20 237V238H19ZM207 238L208 237V240H204V241H198L199 239H202V238ZM152 239H158V241H156V242H153L152 241ZM191 239H193V240H197L196 241V245H194L193 247L192 246H188L187 245V242L189 241V240H191ZM244 239H246V238H244ZM259 239H261L260 240V245H262L263 243H264V241H262V238H259ZM258 239V240H259ZM20 241H21V243H20ZM194 241V242H195ZM151 242H153V243H156V245H152V243ZM198 242V243H197ZM263 242V243H262ZM23 243H25V241H23ZM147 245V244H146ZM175 245V247H173ZM212 246V247H213ZM179 247H180V249H179ZM185 247V248H184ZM192 248V249H191ZM198 248V249H197ZM99 249L100 248H98V249H96L97 251H99ZM178 249V250H177ZM184 249V250H183ZM20 250V251H19ZM153 250V251H152ZM100 251H103V255H106V257H104V258H102V259H99L98 260V263L97 264H135V262L136 263H138L137 261H129V262H127V260H126V258H124V256H122V257H119V259H117V258H114V259H111L110 258V256H109V252H107V248H104L103 250H100ZM182 252V253H181ZM185 253V254H184ZM257 253H259V252H257ZM71 253H68L67 254V258H68V256L70 255ZM181 254H184V255H181ZM262 254H264V253H262ZM131 255V254H130ZM156 255V256H155ZM178 255H179V257H178ZM95 256H99L98 255V252H95ZM151 256V257H152ZM182 258H181V257ZM158 257V258H157ZM26 258V259H25ZM123 258V259H122ZM124 259H125V261H124ZM137 259H139V260H141L140 259V257H138ZM27 260V261H26ZM119 260H121V262L119 261ZM216 262H217V264H220L221 263V261H223V259H216L215 260ZM30 262L28 263V264H30ZM132 262V263H131ZM140 262V261H139ZM183 262V263H182ZM24 263V264H25ZM26 263V264H27ZM264 263V262H263ZM50 264H56V261L54 260V259H52L51 261H50ZM57 264H65L64 263V260L63 259H61V260H59L58 261V263ZM151 264H153V263H151ZM228 264H230V263H228Z\"/></svg>",
    "mask_w": 264,
    "mask_h": 264
}]
</instances>
